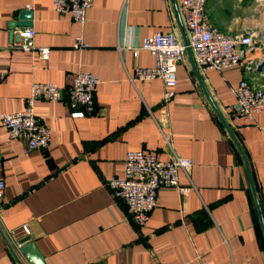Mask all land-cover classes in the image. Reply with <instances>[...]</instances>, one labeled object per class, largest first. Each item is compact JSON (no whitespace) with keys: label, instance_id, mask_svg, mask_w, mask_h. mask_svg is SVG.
<instances>
[{"label":"crops","instance_id":"obj_1","mask_svg":"<svg viewBox=\"0 0 264 264\" xmlns=\"http://www.w3.org/2000/svg\"><path fill=\"white\" fill-rule=\"evenodd\" d=\"M174 5L176 0H92L78 24L54 12L51 0H0V113L21 110L32 82L61 89L58 99L34 103L35 116L50 130L45 149L24 154L0 126V264H25L14 245L26 242L45 264H264L246 173L247 167L264 225V111L246 125L230 110L231 88L239 80L264 90V73L254 70L264 60V0H205L219 31L257 33L240 65L200 72L185 50L172 87L158 79L131 82L135 65L154 63L146 50L131 54L143 38L173 31L182 40L185 28ZM24 10L31 13L35 46L49 48L45 60L11 46V32L22 26L8 25ZM76 38L87 46L73 48ZM78 70L99 79L95 111L70 117L66 89ZM129 150L153 152L159 160L173 151L191 161L188 172L178 171L187 192L159 188L142 225L105 185L122 176Z\"/></svg>","mask_w":264,"mask_h":264},{"label":"built area","instance_id":"obj_2","mask_svg":"<svg viewBox=\"0 0 264 264\" xmlns=\"http://www.w3.org/2000/svg\"><path fill=\"white\" fill-rule=\"evenodd\" d=\"M92 0H51L57 14H66L78 24H83L85 12ZM177 10L185 28L187 46L196 68L202 72L208 69L220 72L226 68L240 65L246 52L251 49L257 33L248 30L243 33H224L219 31L208 19L204 5L205 0H176ZM25 9H29L26 5ZM13 48L23 52H35L41 60L48 58V47H37L34 44V29L23 26L12 31ZM87 45L79 38L73 41L72 47L83 49ZM139 50L148 51L154 58L151 66L135 65L128 78L131 82H148L160 80L166 88L175 83V70L185 54V45L173 31H156L141 40L137 47L131 48L133 57ZM4 72L0 67V80ZM99 79L94 74L78 70L74 73L66 89L67 105L70 117H83L95 111L94 94ZM61 89L54 82H32L24 106L16 112L0 113V126L9 138L22 145L24 154L32 150L45 149L49 144L50 130L47 124L35 116L33 108L38 99L56 100ZM234 103L230 110L244 124L253 123L256 113L264 111V90L245 79H241L231 88ZM171 95L165 91L163 100ZM191 161L171 153L167 160H159L153 152L129 150L123 157L122 176L109 177L105 185L112 197L124 204L131 220L142 225L156 205V193L161 187H170L183 196L188 187L178 181V171L188 172ZM3 182L0 180V194ZM28 233L26 227L23 228ZM20 252V245H14ZM22 254V253H21ZM22 261L30 264L25 255ZM149 264H159L151 262Z\"/></svg>","mask_w":264,"mask_h":264},{"label":"water","instance_id":"obj_3","mask_svg":"<svg viewBox=\"0 0 264 264\" xmlns=\"http://www.w3.org/2000/svg\"><path fill=\"white\" fill-rule=\"evenodd\" d=\"M174 10H175V13L177 14V9H176L175 5H174ZM30 18H31L30 11H27V10L20 11L18 13V16H17V21L10 23L8 25V27H9V29H12L14 26H22V27L23 26H30V23H31L30 22ZM11 34H12V32H11ZM181 34H182V42L185 45V50L188 53V56H189L191 62H193V60H192V58L190 56L189 47L187 46V40H186L185 34L183 33V31H181ZM261 43H262V45L264 47V36L262 37ZM254 70L257 71V72H260V73H264V60H259L255 64ZM60 94H61V91H60ZM220 120H221L225 130L229 134L231 140L233 141V143L235 144V146L237 147V149L241 153V151L239 149V146H238L234 136L232 135L231 131L229 130V128L227 127V125L225 124V122L221 118H220ZM243 161H244V159H243ZM245 167H246V163H245ZM246 173H247V176H248V179H249V183H250V187H251V191H252V195H253V199H254L255 208H256V211H257V214H258L259 223H260V226H261V231H262V234H263V237H264V225H263L262 218H261L258 206H257V201H256L255 196H254L253 187H252V184H251V179H250L249 171H248L247 167H246ZM20 250L23 253V255H25L26 258L29 260L30 264H45L41 254L38 252V250L36 249V247L34 246V244L32 242L23 243L20 246Z\"/></svg>","mask_w":264,"mask_h":264}]
</instances>
